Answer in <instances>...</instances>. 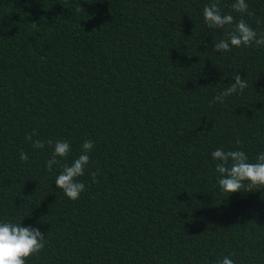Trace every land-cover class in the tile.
I'll list each match as a JSON object with an SVG mask.
<instances>
[{
    "label": "trees",
    "instance_id": "1",
    "mask_svg": "<svg viewBox=\"0 0 264 264\" xmlns=\"http://www.w3.org/2000/svg\"><path fill=\"white\" fill-rule=\"evenodd\" d=\"M211 2L0 0V223L45 236L27 264H264V189L222 192L212 158L264 153V46L213 51ZM235 2L264 33V0ZM235 74L248 87L210 106ZM48 140L71 147L51 172ZM86 140L73 201L55 179Z\"/></svg>",
    "mask_w": 264,
    "mask_h": 264
},
{
    "label": "clouds",
    "instance_id": "2",
    "mask_svg": "<svg viewBox=\"0 0 264 264\" xmlns=\"http://www.w3.org/2000/svg\"><path fill=\"white\" fill-rule=\"evenodd\" d=\"M231 7L235 12L252 15L248 13L246 0H236ZM79 10L78 6L77 11ZM203 19L209 29H224L227 33L225 38L214 43L212 50L215 52H229L233 47L264 46V33L258 37L257 32L243 18L235 22L231 14H222L220 0H212L203 8ZM32 27L37 28V24L32 23ZM233 80L234 83L229 84L224 91L213 98L210 106L216 102L223 103L226 97L237 92L242 93L248 87L246 79H242L239 74H235ZM33 136H38L35 130L27 134L25 139L31 142L32 147L43 149L45 141L33 140ZM47 144L53 147L51 157L46 161V169L51 172L54 165L61 164L62 159H67L71 147L67 141H56L53 144L52 140H48ZM93 147L94 143L86 140L82 144L79 157L70 165L64 163L62 171L55 179L57 189L62 190L70 200H78L85 190V184L79 182L78 178L84 175L85 167L90 161L88 153ZM212 158L218 161L215 171L218 173L217 180L222 192L230 196L241 191L252 192L253 189H264V153L259 154L255 162H250L246 153L241 150L217 149L212 153ZM20 160L28 162V155L23 150L20 152ZM90 175L93 183L97 182L98 171ZM44 247L45 236L38 228L22 227L21 224L12 222L0 223V264H27V259L38 255ZM218 264H235V262L224 257L218 261Z\"/></svg>",
    "mask_w": 264,
    "mask_h": 264
}]
</instances>
